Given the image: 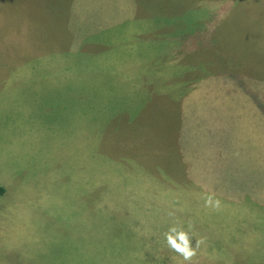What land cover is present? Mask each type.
<instances>
[{"label": "rangeland", "instance_id": "1", "mask_svg": "<svg viewBox=\"0 0 264 264\" xmlns=\"http://www.w3.org/2000/svg\"><path fill=\"white\" fill-rule=\"evenodd\" d=\"M7 170L19 264H144L119 240L149 222L230 230L229 198L264 203V0H0Z\"/></svg>", "mask_w": 264, "mask_h": 264}, {"label": "crops", "instance_id": "2", "mask_svg": "<svg viewBox=\"0 0 264 264\" xmlns=\"http://www.w3.org/2000/svg\"><path fill=\"white\" fill-rule=\"evenodd\" d=\"M13 175L14 173L7 170L5 177L0 179V181H4V191L6 192L0 195V203L7 204L8 206L13 202L14 198L20 195L23 197V202L29 203L28 199H25L23 192L15 195L14 193L17 191L11 189ZM0 187L2 188L3 186L0 185ZM256 196L251 199L250 195H246L245 199H241V201L229 198L227 203L230 204V207L240 208L243 210L245 216L241 220V215H236V219L232 223L233 226L230 227V230L228 228L222 230L215 223H207L200 219L199 223L192 224V227L185 226L184 229L183 226H179V228L186 230L190 237L191 245L195 249V255L191 261H185L182 255L171 249L168 245L166 233L170 228L167 229L165 226V223L168 222H160L159 225L152 222L139 226L135 225L130 228L132 230L131 234H127L123 239L119 240L121 242L119 249H123L134 242L137 248L141 249L142 253L148 254L144 258V264H159L158 260H160L161 264H217V262H220V259L227 256L222 249V245L226 246L228 243L237 246L235 254L239 252V245H245L246 259L250 258L253 262L257 261L258 258L263 259L260 257L261 255L257 249L264 248V203L257 200ZM3 197H5V200H2ZM243 224H246V226H243ZM124 227L125 223H123ZM198 241L199 244L197 245ZM5 249L2 250L0 248V264H19L20 260L22 263H30L27 258L19 257L15 249L11 247ZM125 251L128 252L127 250ZM254 252L258 256L256 259ZM12 256L13 258L9 261V258Z\"/></svg>", "mask_w": 264, "mask_h": 264}, {"label": "clouds", "instance_id": "3", "mask_svg": "<svg viewBox=\"0 0 264 264\" xmlns=\"http://www.w3.org/2000/svg\"><path fill=\"white\" fill-rule=\"evenodd\" d=\"M209 205L213 202L211 199L207 201ZM215 207H219V201L214 204ZM166 240L171 249L183 256L185 261H191L195 255V249L192 247L190 237L186 231L176 226L171 227L166 233ZM199 241L197 242V245Z\"/></svg>", "mask_w": 264, "mask_h": 264}]
</instances>
